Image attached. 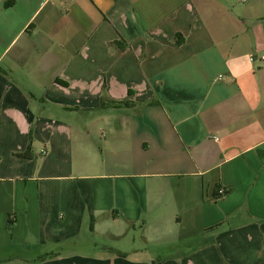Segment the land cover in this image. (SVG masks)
Instances as JSON below:
<instances>
[{
	"label": "crops",
	"instance_id": "1",
	"mask_svg": "<svg viewBox=\"0 0 264 264\" xmlns=\"http://www.w3.org/2000/svg\"><path fill=\"white\" fill-rule=\"evenodd\" d=\"M263 57L264 0H0V264H264Z\"/></svg>",
	"mask_w": 264,
	"mask_h": 264
},
{
	"label": "rangeland",
	"instance_id": "2",
	"mask_svg": "<svg viewBox=\"0 0 264 264\" xmlns=\"http://www.w3.org/2000/svg\"><path fill=\"white\" fill-rule=\"evenodd\" d=\"M76 247V246H75ZM73 245L70 244V250H73ZM117 248V241L109 237L100 236L98 234L89 235L83 243L79 245L78 250H82L85 256L98 255V256H110L112 254L111 249ZM76 251V249H75ZM47 255V254H43ZM42 256V257H43Z\"/></svg>",
	"mask_w": 264,
	"mask_h": 264
},
{
	"label": "trees",
	"instance_id": "3",
	"mask_svg": "<svg viewBox=\"0 0 264 264\" xmlns=\"http://www.w3.org/2000/svg\"><path fill=\"white\" fill-rule=\"evenodd\" d=\"M131 94V92H130ZM129 103L126 102L125 105H127ZM118 105H120V103H116L114 101H108L105 97L102 99V108H106V107H117ZM16 156L20 157V158H25V159H30L31 158V145L28 146V149L23 152V153H17ZM14 225V222H11L9 221L8 222V227L11 228L12 226ZM118 256H124L123 254H120V253H117ZM57 255H53V254H47V255H44L41 260H45L46 258H52V257H55Z\"/></svg>",
	"mask_w": 264,
	"mask_h": 264
},
{
	"label": "built area",
	"instance_id": "4",
	"mask_svg": "<svg viewBox=\"0 0 264 264\" xmlns=\"http://www.w3.org/2000/svg\"><path fill=\"white\" fill-rule=\"evenodd\" d=\"M263 60H264V57H263ZM226 192H227L226 189H222V188H221V189L219 190V194L222 195V196L225 195Z\"/></svg>",
	"mask_w": 264,
	"mask_h": 264
}]
</instances>
